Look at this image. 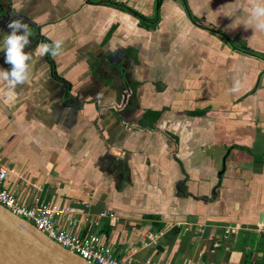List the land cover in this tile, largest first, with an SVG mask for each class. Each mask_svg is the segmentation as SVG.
Segmentation results:
<instances>
[{"label": "crops", "instance_id": "crops-1", "mask_svg": "<svg viewBox=\"0 0 264 264\" xmlns=\"http://www.w3.org/2000/svg\"><path fill=\"white\" fill-rule=\"evenodd\" d=\"M258 2L0 0V39L14 16L33 57L63 41L14 100L0 81L5 187L70 207L67 230L132 264H264Z\"/></svg>", "mask_w": 264, "mask_h": 264}, {"label": "built area", "instance_id": "built-area-1", "mask_svg": "<svg viewBox=\"0 0 264 264\" xmlns=\"http://www.w3.org/2000/svg\"><path fill=\"white\" fill-rule=\"evenodd\" d=\"M7 177V170L0 168V204L13 214L25 219L38 230L44 233L60 246L71 253L79 255L87 262L93 264H132L129 256L117 257L113 254L110 246L102 243L98 233L77 234L67 230L63 223L71 224V219L66 220L67 214L71 211L68 206H57L41 203L38 198H33L27 204L17 198L13 192L4 185ZM88 207V204H84ZM115 218L111 210H103L95 214L96 219ZM95 222H97L95 220ZM264 228V223L261 224ZM225 232H235V228L228 226ZM150 243L156 240L149 234Z\"/></svg>", "mask_w": 264, "mask_h": 264}, {"label": "water", "instance_id": "water-1", "mask_svg": "<svg viewBox=\"0 0 264 264\" xmlns=\"http://www.w3.org/2000/svg\"><path fill=\"white\" fill-rule=\"evenodd\" d=\"M0 264L93 263L69 252L0 204Z\"/></svg>", "mask_w": 264, "mask_h": 264}, {"label": "clouds", "instance_id": "clouds-1", "mask_svg": "<svg viewBox=\"0 0 264 264\" xmlns=\"http://www.w3.org/2000/svg\"><path fill=\"white\" fill-rule=\"evenodd\" d=\"M255 22L256 27L264 30V0H259L253 8L249 23ZM9 33L0 39V52L5 55V63L10 65V70L0 68V81L7 82V91L3 93L6 99L3 103H8L15 98V88L17 85H28L32 79V65L43 58L51 56L55 58L60 54L63 41L53 40L51 44L47 42L39 43L35 49V57L25 51L30 45L31 30L26 22L21 19H11L7 24ZM41 35L46 33L42 32ZM46 38L50 39L46 36ZM239 87V84L236 86Z\"/></svg>", "mask_w": 264, "mask_h": 264}, {"label": "flooded vegetation", "instance_id": "flooded-vegetation-1", "mask_svg": "<svg viewBox=\"0 0 264 264\" xmlns=\"http://www.w3.org/2000/svg\"><path fill=\"white\" fill-rule=\"evenodd\" d=\"M11 18L14 19V16H12Z\"/></svg>", "mask_w": 264, "mask_h": 264}]
</instances>
